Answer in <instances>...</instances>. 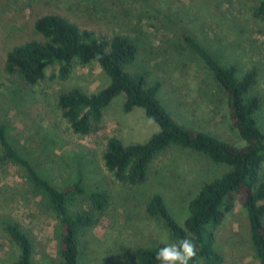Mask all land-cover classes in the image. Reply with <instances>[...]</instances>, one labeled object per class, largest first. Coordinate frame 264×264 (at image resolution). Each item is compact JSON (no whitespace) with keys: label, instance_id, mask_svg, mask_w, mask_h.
Returning a JSON list of instances; mask_svg holds the SVG:
<instances>
[{"label":"rangeland","instance_id":"rangeland-1","mask_svg":"<svg viewBox=\"0 0 264 264\" xmlns=\"http://www.w3.org/2000/svg\"><path fill=\"white\" fill-rule=\"evenodd\" d=\"M259 0H0V122L16 149L37 172L60 190L80 182L86 192L69 205L71 215L87 212L96 225L81 236L83 264H136L141 247L170 243L164 224L147 206L155 195L164 199L179 224L205 183L230 171L206 156L171 146L152 162L146 183L129 187L107 169L104 153L109 139L125 145L143 144L160 131L143 109L124 112L123 95L105 110L103 121L88 136L72 132L59 109V97L72 89L97 94L111 83L101 66L75 65L66 80L47 78L28 85L8 75V52L35 38L37 19L58 14L97 35L120 34L139 47L131 74L160 82L163 106L182 125L208 132L242 147L245 142L231 124L228 101L204 62L180 39L182 29L193 35L224 67L234 66L237 78L251 71L257 83L249 95L261 98L258 126L264 131V20L257 18ZM179 25L170 26L168 17ZM264 171V168H263ZM105 191L112 197L104 212L93 210L90 195ZM17 223L31 238L37 264H59L62 226L48 196L21 167H0V264H11L19 251L5 227ZM222 264H260L250 236L246 209L238 202L216 231ZM204 264V263H200Z\"/></svg>","mask_w":264,"mask_h":264},{"label":"trees","instance_id":"trees-1","mask_svg":"<svg viewBox=\"0 0 264 264\" xmlns=\"http://www.w3.org/2000/svg\"><path fill=\"white\" fill-rule=\"evenodd\" d=\"M257 18L264 20V0L255 9ZM170 26L179 25L171 16ZM35 38L13 47L7 54L5 72L19 75L28 85H37L47 78L49 70L58 67L53 79L66 81L75 65L98 63L111 79L109 86L97 94L72 89L59 97L62 117L73 133L88 136L103 121L104 110L119 96L125 97L124 112L143 109L160 131L143 144L125 145L118 138L109 139L104 153L105 166L123 185L134 187L146 183L154 159L170 148L178 146L202 154L217 164L230 167L224 176L205 183L189 205V216L179 224L164 199L155 195L147 206L148 214L161 221L170 241L188 238L196 244V256L189 264H222L224 256L216 248V231L240 203L247 211L251 244L256 259L264 264V131L257 122L261 98L249 95L257 83V73L251 71L241 80L234 66L224 67L193 35L182 29L178 33L188 49L207 66L224 91L232 126L245 142L234 146L215 135L182 125L175 120L159 99L160 82L150 85L146 76L131 74L127 67L134 63L139 47L128 36L97 35L58 14L37 19ZM12 164L21 167L28 179L49 198L62 226L59 264H83L81 236L97 223L87 212L71 215L69 205L86 190L80 182L60 190L42 177L14 146L7 126L0 122V167ZM93 210L104 213L112 204L110 193L97 191L90 195ZM5 230L19 251L11 264H37L34 245L19 224L9 223ZM165 244L141 247L135 253L136 264H158L157 251Z\"/></svg>","mask_w":264,"mask_h":264},{"label":"clouds","instance_id":"clouds-1","mask_svg":"<svg viewBox=\"0 0 264 264\" xmlns=\"http://www.w3.org/2000/svg\"><path fill=\"white\" fill-rule=\"evenodd\" d=\"M196 244L193 240L182 238L161 247L155 259L158 264H189L196 256Z\"/></svg>","mask_w":264,"mask_h":264}]
</instances>
